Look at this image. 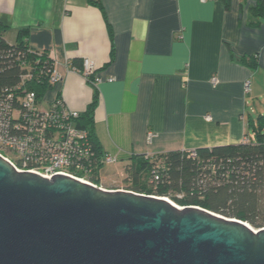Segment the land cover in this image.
I'll return each instance as SVG.
<instances>
[{"label": "crops", "instance_id": "crops-1", "mask_svg": "<svg viewBox=\"0 0 264 264\" xmlns=\"http://www.w3.org/2000/svg\"><path fill=\"white\" fill-rule=\"evenodd\" d=\"M256 3L102 0V9L90 0H0V32L13 44L28 28L30 47L54 59L62 80L47 100L60 93L82 114L98 90L94 133L103 152L127 165L132 155L254 138L250 120L264 114V16L253 13ZM254 55L256 66L242 61ZM86 58L102 77L97 85L73 65L83 68Z\"/></svg>", "mask_w": 264, "mask_h": 264}, {"label": "water", "instance_id": "water-1", "mask_svg": "<svg viewBox=\"0 0 264 264\" xmlns=\"http://www.w3.org/2000/svg\"><path fill=\"white\" fill-rule=\"evenodd\" d=\"M0 264H264V226L0 153Z\"/></svg>", "mask_w": 264, "mask_h": 264}, {"label": "trees", "instance_id": "trees-1", "mask_svg": "<svg viewBox=\"0 0 264 264\" xmlns=\"http://www.w3.org/2000/svg\"><path fill=\"white\" fill-rule=\"evenodd\" d=\"M227 7L231 0H223ZM103 9L102 0H90ZM254 14L264 16V0H257L251 7ZM104 17L107 15L104 11ZM108 22V21H107ZM110 33L111 26L108 23ZM28 28L21 29L16 43H9L0 32V95L15 86L26 71L23 64L35 63L33 77L26 80L23 89L33 91L38 100L55 90L56 84L49 80L48 67L53 60L46 51L34 50L25 39ZM32 50H29V49ZM258 55L244 56L242 61L256 66ZM79 70L82 63L73 60ZM94 75V74H93ZM88 77L92 82L94 76ZM21 92V91H20ZM61 96L57 93L56 97ZM98 90L88 109L77 119V125L90 132L97 155L102 154V147L94 130V111L98 104ZM250 128L254 138L240 143H230L192 150H172L163 154L132 155L127 164L133 179L132 190L171 196L182 206L198 205L219 214L235 217L249 222L256 228L264 226V114L251 118ZM4 152V151H3ZM4 154L7 155L5 151ZM160 173V179L152 180V168ZM100 183V177H93ZM151 184L152 186H150Z\"/></svg>", "mask_w": 264, "mask_h": 264}, {"label": "built area", "instance_id": "built-area-1", "mask_svg": "<svg viewBox=\"0 0 264 264\" xmlns=\"http://www.w3.org/2000/svg\"><path fill=\"white\" fill-rule=\"evenodd\" d=\"M52 60L53 63L47 69L49 80L51 84H57L62 76ZM36 64L39 62L24 63L23 67L27 69L22 73L20 81L10 87V92L0 95V148L7 150L14 159L8 153H0L21 171L49 178L56 173H63L103 187L93 177H100L105 165L119 161L118 157L103 151L97 155L89 130L77 125L81 112L70 108L61 96H55L52 100L45 97L38 100L33 91L23 89L26 80L33 77ZM80 71L87 78L94 74V85L102 81V77L95 74L89 58L84 60ZM114 79L111 76L108 80ZM212 80L217 82L218 78L214 76ZM244 90L250 92L249 80L244 82ZM153 136V131L148 132L149 140ZM192 155H196L195 149ZM152 173L151 181L160 179V173L155 167Z\"/></svg>", "mask_w": 264, "mask_h": 264}, {"label": "rangeland", "instance_id": "rangeland-1", "mask_svg": "<svg viewBox=\"0 0 264 264\" xmlns=\"http://www.w3.org/2000/svg\"><path fill=\"white\" fill-rule=\"evenodd\" d=\"M9 37L11 38L12 34H10ZM46 98L50 99V96L48 95ZM0 151L2 153H4L6 151L9 155V157L13 158L12 156H10V154L7 150L4 151V149L0 148ZM11 154H12V152H11ZM97 177H98V175H97ZM150 178L149 179L147 178L148 183L149 182L151 183ZM100 180H101L100 181L101 185L105 188H112V189L120 188V189L132 190L131 187L133 186L132 175H131L130 171H127V165H124V162H121V161L106 164L104 169L102 170V172L100 174ZM149 185L152 186L151 184H149ZM167 197L175 202V200L171 196H167Z\"/></svg>", "mask_w": 264, "mask_h": 264}, {"label": "bare ground", "instance_id": "bare-ground-1", "mask_svg": "<svg viewBox=\"0 0 264 264\" xmlns=\"http://www.w3.org/2000/svg\"><path fill=\"white\" fill-rule=\"evenodd\" d=\"M166 199H170V198H168V197H166ZM171 200V199H170ZM172 202H174L173 200H171ZM176 203V202H175ZM177 204V203H176Z\"/></svg>", "mask_w": 264, "mask_h": 264}]
</instances>
